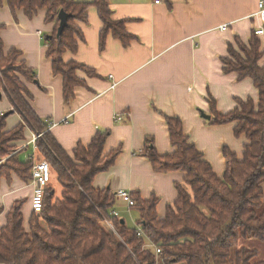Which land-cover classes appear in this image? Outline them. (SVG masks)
I'll list each match as a JSON object with an SVG mask.
<instances>
[{"label":"trees","instance_id":"obj_1","mask_svg":"<svg viewBox=\"0 0 264 264\" xmlns=\"http://www.w3.org/2000/svg\"><path fill=\"white\" fill-rule=\"evenodd\" d=\"M3 5L15 21L17 12L32 20L44 11L45 23L54 24L52 34L44 37L46 57L52 59L51 72L62 78L63 102L67 105L78 87L87 88L78 72L88 78L97 76L93 69L61 58L65 52L74 54L78 42L83 41L77 23H87L88 8L95 7L103 27L98 36L99 51L104 50L108 35L124 47L136 41L124 27L128 20L112 18L109 0H0V8ZM61 9L69 17L57 38ZM2 28L0 25V31ZM257 37L252 32L247 43L235 38L221 64L224 75L234 74L237 82H253L258 101L236 99L235 108L222 114L216 109L215 99L207 97L212 117L207 123L232 124L233 136H244L246 140L242 158L223 147L224 173L218 177L189 141L182 121L165 116L172 152L158 154L147 139L142 156L149 161L153 173L180 172L183 183L174 184L176 198L166 207L163 219L157 215L156 196L144 200L138 193H130L136 204L130 210L137 219L131 227L125 219L112 215L117 206L114 193L92 186L97 174L107 172L115 164L121 149L104 154L109 132L97 131L89 144H77L69 157L47 131V124L31 109L32 97L24 81L34 83L35 73L24 66L19 50L5 52L0 39V101L3 99L14 108L9 115L16 114L21 119L18 125L7 129V116L0 118V161L24 141L23 130L27 128L41 135L35 141L36 150L41 159L49 162L62 191L58 199L50 184L44 189L43 208L37 214L31 212L28 229L23 226L24 201L12 204L6 224L0 228V264H253L255 250L239 249L232 253V249L240 239L264 242V65H259L263 53ZM15 62L20 65L18 68L14 67ZM23 150L0 163V178L10 181L11 175H15L30 182L33 162L20 159ZM105 220L112 223L113 231L102 227ZM137 227L160 249L157 260L152 249L144 247L145 239L137 237Z\"/></svg>","mask_w":264,"mask_h":264},{"label":"crops","instance_id":"obj_2","mask_svg":"<svg viewBox=\"0 0 264 264\" xmlns=\"http://www.w3.org/2000/svg\"><path fill=\"white\" fill-rule=\"evenodd\" d=\"M155 1L109 0L112 18L128 20L124 27L136 41L124 47L108 35L102 51L98 42L103 28L101 21L95 7L87 9V23H77L83 41L78 42L74 54L65 52L61 58L83 64L97 76L88 78L78 72L87 88L78 87L68 105L63 102L62 78L51 72L52 59L46 57L44 37L52 34L54 24L45 23L44 11H39L32 20L17 12L15 21L3 5L0 39L5 52L12 48L19 50L24 66L35 73L34 83L24 81L32 97L31 109L47 124V131L69 157L77 144H89L97 131L109 132L104 154L121 149L115 164L107 172L97 174L93 188L108 189L112 193H138L144 200L154 195L159 200L158 218L163 219L166 207L176 198L174 184L183 183V174L153 173L149 161L142 156L146 140H151L160 155L172 152L165 116L177 117L189 141L218 177L224 173L223 147H229L236 157L242 158L244 136L236 139L230 124L210 126L200 112L209 115L211 120L208 96L215 99L216 109L222 114L235 108L236 99L258 101L253 82L249 79L237 82L234 74L224 75L221 59L228 56V46L234 45L235 38L247 43L256 28L260 26L264 30V14H257L259 0ZM224 25L226 28L221 31ZM257 38L261 41L263 57L259 65L262 66L264 36ZM8 108L2 99L0 110ZM11 116L6 118L7 129L21 120L16 114ZM116 116H122L121 120H116ZM50 123L54 125L49 126ZM23 133L24 141L16 144L17 150L30 152L23 160L28 156L35 162L42 160L36 148L26 146L34 133L27 128ZM51 176L53 187L56 176L52 171ZM32 193L29 182L15 175H11L10 181L0 178V208L3 209L0 228L5 226L12 204L23 200V226L28 229ZM116 201L118 218L128 215L135 222L137 219L131 216L127 204Z\"/></svg>","mask_w":264,"mask_h":264},{"label":"built area","instance_id":"obj_3","mask_svg":"<svg viewBox=\"0 0 264 264\" xmlns=\"http://www.w3.org/2000/svg\"><path fill=\"white\" fill-rule=\"evenodd\" d=\"M155 3H159V0H156ZM257 14H264V0H259L257 2ZM226 28V25L220 28L221 31H224ZM253 34L255 36H264V30L262 27H258L253 31ZM14 108L11 106L5 111L0 110V118H2L5 113L13 112ZM122 116H116V120L120 121ZM54 125L53 123H50L49 126ZM49 128V127H48ZM41 135L34 134L32 138L29 140V142L26 144V146H31L33 148L35 147V141L37 138H39ZM27 160H32L33 164L30 171V182L29 185L32 187V197L30 200V206L32 213H38L42 210L43 206V197H44V189L51 183L52 176H51V167L49 162L45 160H39V161H33L32 157L28 156L26 158ZM116 199L121 200L124 204H127V208L130 209L134 207L135 201L131 199L130 193L128 191H117L114 193ZM113 216L117 217L118 214L116 211L111 212ZM107 228L111 231L114 230L113 225L110 221L105 220L103 222ZM137 237L141 238L143 237L145 239V248L152 249V251L155 253V257L157 260L158 255L160 254V249L157 248V246L153 245L147 238L145 233L141 230L140 227L136 228Z\"/></svg>","mask_w":264,"mask_h":264},{"label":"rangeland","instance_id":"obj_4","mask_svg":"<svg viewBox=\"0 0 264 264\" xmlns=\"http://www.w3.org/2000/svg\"><path fill=\"white\" fill-rule=\"evenodd\" d=\"M78 1H81V0H78ZM82 1H86V0H82ZM14 65V67H16V68H18V66H20L19 64H18V62L16 63H14L13 64ZM10 117H13V116H11V115H9L7 118L8 119H11ZM203 119V118H202ZM204 121H205V119H204ZM206 123H207V121H205ZM232 124H230V126H231ZM224 126H226V125H224ZM232 127V126H231ZM227 129V128H226ZM232 129H233V127H232ZM228 136H229V132H228ZM230 149V148H229ZM27 150V149H26ZM29 150H31V148L29 149ZM28 150V151H29ZM231 150V149H230ZM13 151V150H12ZM19 150H14L13 152H11L10 154H8L6 157H4V158H2L1 159V161H0V163H5V161H6V159L10 156V155H12V154H15L16 152H18ZM232 151V150H231ZM29 154H30V152H28ZM28 153H25V152H22L21 153V155H20V159H23L25 156H26V154H28ZM234 153V152H233ZM43 159V158H42ZM45 160V159H44ZM51 184H52V181H51ZM50 186H52V185H50ZM53 191H54V197L55 198H58V199H60L61 198V188H60V185H59V183H58V181H57V179H55V182H53ZM187 188V187H186ZM187 190L189 191V188H187ZM132 215V217H134L135 215H134V213L132 212L131 213ZM125 217L126 218H124L125 220H126V222L130 225V226H133L134 225V222H132L131 221V219H129L130 217L128 216V215H125ZM25 216H24V220H25ZM132 222V223H131ZM102 227L104 228V229H106V230H108V228H107V226L103 223L102 224ZM238 246L237 247H235V248H233L232 249V253H234L236 250H239V249H250V250H255L256 251V256L252 259L253 261H252V263L253 264H257V263H262V264H264V242H259V241H257L256 239H253V238H245V239H240L239 241H238V244H237ZM173 264V263H172Z\"/></svg>","mask_w":264,"mask_h":264},{"label":"water","instance_id":"obj_5","mask_svg":"<svg viewBox=\"0 0 264 264\" xmlns=\"http://www.w3.org/2000/svg\"><path fill=\"white\" fill-rule=\"evenodd\" d=\"M58 13L59 14L57 16V19H58L59 24H58V27H57L58 28L57 34H56L57 38H59L62 35V32L65 29V26L67 25V20H68V17H69V15L67 13H65L62 9ZM200 113H201V117L203 119H205L206 121H210V116L209 115H207L205 113H202V112H200ZM8 115H9V113H5L4 118L6 116H8ZM121 223H124V221L122 220Z\"/></svg>","mask_w":264,"mask_h":264}]
</instances>
